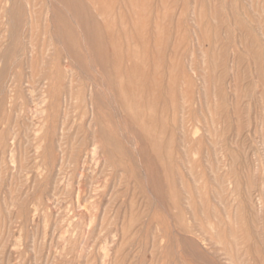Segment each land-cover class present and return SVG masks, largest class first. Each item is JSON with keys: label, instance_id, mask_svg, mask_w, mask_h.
I'll list each match as a JSON object with an SVG mask.
<instances>
[{"label": "rangeland", "instance_id": "374dc122", "mask_svg": "<svg viewBox=\"0 0 264 264\" xmlns=\"http://www.w3.org/2000/svg\"><path fill=\"white\" fill-rule=\"evenodd\" d=\"M84 2L0 0V264H264V0Z\"/></svg>", "mask_w": 264, "mask_h": 264}, {"label": "bare ground", "instance_id": "6f19581e", "mask_svg": "<svg viewBox=\"0 0 264 264\" xmlns=\"http://www.w3.org/2000/svg\"><path fill=\"white\" fill-rule=\"evenodd\" d=\"M16 1H18V0H16ZM65 1H66V0H65ZM69 1H70V0H69ZM84 1H85V0H82V3H85V4H86V2H84ZM10 3H12V2H10ZM50 3H51V2L49 1L48 4H50ZM64 3H65V2H64ZM91 3H93V2H91ZM116 3H117V2H116ZM119 3H120V2H119ZM15 4H16V3H15ZM62 4H63V3H62ZM9 5H10V4H9ZM67 5H69V2H68ZM83 5H84V4H82V6H83ZM120 5H121V4H120ZM244 5H245V4H244ZM14 6H15V5H14ZM21 6H22V5H21ZM26 6H27V5H26ZM45 6H47V5L45 4ZM51 6H52V5H51ZM51 6H50V7H51ZM60 6H61V5H60ZM62 6H63V5H62ZM89 6H90V5H89ZM116 6H117V5H116ZM48 7H49V6H48ZM69 7H70V6H69ZM77 7H78V6H77ZM152 7H153V4H152ZM243 7H244V6H243ZM22 8H23V6H22ZM24 8H25V7H24ZM83 8H84V7H83ZM83 8H82V9H83ZM90 8H91V7H90ZM114 8H115V7H114ZM114 8H113V9H114ZM116 8H117V7H116ZM116 8H115V9H116ZM1 9H3V8L1 7ZM46 9H47V8H46ZM115 9H114V10H115ZM7 10H8V9H7ZM28 10H29V9H28ZM51 10H52V9H51ZM51 10H50V11H51ZM65 10H67L66 7H65ZM68 10H69V9H68ZM78 10H79V9H78ZM83 10H84V9H83ZM86 10H87V8H86ZM152 10H153V9H152ZM191 10H192V9H191ZM23 11H24V9H23ZM25 11H27V9H26ZM25 11H24V13H25ZM53 11H54V9H53ZM53 11H52V13H53ZM87 11H88V10H87ZM54 12L56 13L57 11H54ZM84 12H85V11H84ZM91 12H92V11H91ZM27 13H28V12H27ZM27 13H25V14H27ZM29 13H30V12H29ZM46 13H48V12H46ZM67 13H68V11H67ZM87 13H89V12H87ZM112 13H113V12H112ZM114 13H115V12H114ZM4 14H5L6 16L9 15L8 13H4ZM56 14H57V15H61V14L58 13V12H57ZM71 14H72V13H71ZM92 14H93V13H92ZM94 14H95V13H94ZM94 14H93V15H94ZM194 14H195V13H194ZM196 14H197V13H196ZM23 15H24V14H23ZM53 15H54V13H53ZM53 15H52V16H53ZM69 15H70V14H69ZM81 15H82V14H81ZM83 15H84V14H83ZM83 15H82V16H83ZM88 15H89V14H88ZM88 15H86V16H88ZM109 15H110V14H109ZM113 15H114V17H115V14H113ZM151 15L153 16L152 11H151ZM70 16H72V15H70ZM82 16H81V17H82ZM99 16H100V15H99ZM152 16H151V17H152ZM187 16H188V15H187ZM190 16H191V15H190ZM9 17H10V16H9ZM9 17H7V18L9 19ZM77 17H79V16H77ZM84 17H85V15H84ZM88 17H89V16H88ZM95 17H96V16H95ZM23 18H25V17H23ZM28 18H29V17H28ZM50 18H52V19L54 18V20H55V17H54V16H53V17H50ZM62 18H63V17H62ZM171 18H172V17H171ZM4 19H5V17H4ZM45 19H46V18H45ZM47 19H49V18H47ZM47 19H46V20H47ZM64 19H65V17H64ZM78 19H79V18H78ZM81 19H82V18H81ZM95 19H96V18H95ZM172 19H173V18H172ZM172 19H171V20H172ZM5 20H6V19H5ZM27 20H28V19H27ZM57 20H58V19H57ZM73 20H74V19H73ZM73 20H72V21H73ZM3 21H4V20H3ZM8 21H9V20H8ZM22 21H25V19L22 20ZM30 21H31V20H30ZM62 21H63V20H62ZM77 21H79V23H80L81 20H77ZM86 21H87V20H86ZM93 21H95V20H93ZM98 21H99V20H98ZM19 22H20V21H19ZM54 22H55V21H54ZM65 22H67V21H65ZM75 22H76V21H75ZM75 22H74V23H75ZM82 22H83V21H82ZM82 22H81V23H82ZM89 22H90V21H89ZM149 22H151V21H149ZM171 22H172V21H171ZM50 23H51V22H50ZM56 23H57V22H56ZM68 23H69V21H68ZM70 23H71V22H70ZM66 24H67V23H66ZM82 24H83V23H82ZM87 24H89L88 26H91L90 23H88V21H87ZM21 25H22V23H21ZM44 25H45V24H44ZM49 25H50V24H49ZM53 25H56V26H57V24H55V23H54ZM58 25H59V24H58ZM64 25H65V24H64ZM67 25H68V24H67ZM69 25H70V24H69ZM80 25H81V24H80ZM60 26H61V25H60ZM65 26H66V25H65ZM70 26H71V25H70ZM11 27H12V26L9 25V28H11ZM17 27L19 28L20 26H17ZM23 27H24V26H23ZM31 27H32V26H31ZM71 27H72V26H71ZM80 27L83 28V26H79V29H81ZM114 27H115V26H114ZM6 28H7V26H6ZM18 28H17V29H18ZM86 28H87V26H86ZM99 28H100V27H98V29H99ZM12 29H16V28L13 27ZM20 29H21V28H20ZM20 29H18V32H19ZM56 29H57V27H56ZM56 29H55V30H56ZM59 29L62 30L61 28H59ZM87 29H89V27H88ZM149 29H150V28H149ZM21 30H23V29H21ZM84 30H85V26H84V29H83L82 31H84ZM131 30H132V29H131ZM6 31H7V30H6ZM12 31H13V30H12ZM44 31H45V30H44ZM71 31H72V30H71ZM71 31H70V32H71ZM78 31H79V30H78ZM90 31H91V29H90ZM149 31H150V30H149ZM9 32H10V30H9ZM16 32H17V30H16ZM16 32H15V33H16ZM59 32H60V31H59ZM80 32H81V31H80ZM80 32H79V33H80ZM87 32H88V31H87ZM54 33H56V32H54ZM60 33H61V32H60ZM60 33H59V34H60ZM62 33H63V32H62ZM62 33H61V35H62ZM84 33H85V31H84ZM89 33H90V32H89ZM99 33H100V32H99ZM259 33H260V32H259ZM3 34H4V33H3ZM3 34H2V35H3ZM57 34H58V33H57ZM57 34H55V35H57ZM59 34H58V36H61V35H59ZM72 34H73V33H72ZM86 34H87V33H86ZM86 34H85V35H86ZM190 34H191V33H190ZM32 35H33V34H32ZM53 35H54V34H53ZM55 35H54V37L56 38ZM74 35H75V34H74ZM79 35H80V34H79ZM87 35H88V34H87ZM90 35H91V33H90ZM191 35H192V34H191ZM7 36H9V35H7ZM14 36H15V35H14ZM24 36H25V35H24ZM58 36H57V37H58ZM117 36H118V35H117ZM120 36H121V35H120ZM120 36H119V38H121ZM9 37H10V36H9ZM20 37H21V36H20ZM22 37H23V36H22ZM25 37H26V36H25ZM54 37H53V38H54ZM62 37H63V36H62ZM62 37H61V38H62ZM150 37H152V36H150ZM1 38H2V37H1ZM83 38L85 39V36H84ZM128 38H129V37H128ZM152 38H153V37H152ZM169 38H170V37H169ZM262 38H263V37H262ZM10 39H11V38H10ZM59 39H60V38H58V40H59ZM62 39H63V38H62ZM81 39H82V38H81ZM84 39H83V40H84ZM150 39H151V38H150ZM191 39H193V38H191ZM7 40H8V39H7ZM64 40H65V39H64ZM83 40H82V42H83ZM87 40H88V39H87ZM104 40H105V39H104ZM258 40H259V39H258ZM258 40H257V41H258ZM2 41H3V39L1 40V43H2ZM53 41H54V40H52V42H53ZM76 41H77V40H76ZM191 41H192V43H193V40H191ZM191 41H190V42H191ZM259 41H260V40H259ZM84 42H85V41H84ZM121 42H122V41H121ZM127 42H128V41H127ZM129 42H130V40H129ZM168 42H169V41H168ZM261 42H263V41L261 40ZM261 42H260V43H261ZM1 43H0V44H1ZM56 43H57V42H56ZM119 43H120V42H119ZM260 43H258V45H259ZM2 44H3V43H2ZM84 44H86V43H83V46H84ZM113 44H114V43H113ZM127 44H128V43H127ZM129 44H130V43H129ZM263 44H264V43H263ZM5 45H7V44H5ZM57 45H59V44L57 43ZM57 45H56V46H57ZM71 45H72V44H71ZM80 45H81V43H80ZM87 45H88V43H87ZM261 45H262V43H261ZM0 46H1V45H0ZM15 46H16V45H15ZM59 46H61V45H59ZM59 46H58V47H59ZM66 46H67V45H66ZM68 46H69V45H68ZM188 46H189V45H188ZM262 46H263V45H262ZM84 47H85V46H84ZM84 47H83V48H84ZM192 47H194V46H192ZM59 48H60V47H59ZM80 48H82V47H80ZM85 48H86V47H85ZM260 48H261V46H260ZM260 48H259V49H260ZM10 49H11V46H10ZM10 49H9V50H10ZM13 49H14V45H13ZM61 49H62V47H61ZM61 49H60V50H61ZM67 49H68V47H67ZM89 49H90V48H89ZM102 49H104V48H102ZM165 49H167V48H165ZM165 49H164V50H165ZM14 50H15V49H14ZM14 50H13V52H10V55H11V53H14V52H15ZM60 50H59V52H62V50H65V49H62L61 51H60ZM68 50H69V49H68ZM68 50H66V51H68ZM83 50H84V49H83ZM95 50H96V49H95ZM263 50H264V49H263ZM7 51H8V50H7ZM66 51H65V53H66ZM87 51H89V50L86 49V52H87ZM92 51H93V48H92ZM208 51H209V50H208ZM79 52H80V51H79ZM86 52H85V53H86ZM122 52H123V51H122ZM198 52H199V51H198ZM65 53L63 52V55H65ZM68 53H69L68 56L71 55L69 51H68ZM88 53H89V52H88ZM90 53H91V50H90ZM90 53H89V54H90ZM111 53H112V52H111ZM209 53H210V52H209ZM261 53H264V51L261 52ZM66 54H67V53H66ZM123 54H124V52H123ZM193 54H194V53H193ZM206 54H208V53H206ZM3 55H4V54H3ZM12 55H14V54H12ZM59 55H60V53H59ZM63 55H62V56L60 55L61 58L63 57ZM77 55H78V54H77ZM91 55H92V54H91ZM96 55H97V54H96ZM100 55H101V54H100ZM200 55H201V54H200ZM208 55H209V54H208ZM81 56H83V55H81ZM84 56H86V55H84ZM87 56H89V55H87ZM92 56H93V55H92ZM94 56H95V55H94ZM235 56H236V55H235ZM78 57H79V56H78ZM164 57H165V56H164ZM66 58L68 59L67 56H66ZM70 58H71V56H70ZM72 58H74V57L72 56ZM83 58H84V57H83ZM86 58H87V57H86ZM106 58H107V56H106ZM207 58H208V57H207ZM207 58H206V59H207ZM263 58H264V55H263ZM74 59H75V58H74ZM165 59H166V58H165ZM165 59H164V60H165ZM54 60H55V59H54ZM61 60L63 61V59H61ZM70 60H71V59H70ZM86 60H87V59H86ZM110 60H112V59H110ZM130 60H131V59H130ZM194 60H195V59H194ZM233 60H234V59H233ZM71 61H72V60H71ZM71 61H69V59H68V62L66 63V66H69V65H67V64H68V63L70 64ZM81 61H82V60H81ZM83 61H84V60H83ZM88 61H89V60H88ZM94 61H96L95 58H94ZM122 61H123V59H122ZM65 62H66V61H65ZM72 62H73V61H72ZM76 62H77V61H76ZM233 62H234V61H233ZM261 62H262V61H261ZM263 62H264V61H263ZM56 63H58V62L56 61ZM77 63H78V62H77ZM109 63H110V62H109ZM208 63H209V61H208ZM73 64H74V62H73ZM73 64H72V65H73ZM96 64H97V62H96ZM96 64H95V65H96ZM98 64H99V63H98ZM104 64H105V63H104ZM122 64H123V63H122ZM122 64H121V65H122ZM163 64H166V62H163ZM232 64H233V66H234V63H232ZM4 65H5V62H4ZM50 65H51V63H50ZM60 65H61V63H60ZM60 65L58 64L57 66L60 67ZM79 65H80V64H79ZM62 66H63V65H62ZM75 66H77V65H75ZM75 66H74V67H75ZM263 66H264V63H263ZM43 67H44V66H43ZM46 67H48V66H46ZM46 67H45V68H46ZM63 67H64V66H63ZM80 67H81V66H80ZM90 67H91V66H90ZM208 67H209V66H208ZM261 67H262V63H261ZM49 68H50V67H49ZM71 68H72V67H71ZM71 68H70V69H71ZM77 68H79V66H78ZM100 68H101V67H100ZM120 68H122V67H120ZM228 68H229V67H228ZM263 68H264V67H263ZM117 69H118V68H117ZM164 69H165V68H164ZM261 69H262V68H261ZM58 70H59V69H58ZM66 70H68V69H66ZM99 70H100V69H99ZM46 71H47V70H46ZM96 71H97V70H96ZM107 71H108V70H107ZM120 71H121V70H120ZM208 71H209V69H208ZM228 71H230V70H228ZM52 72H53V71H52ZM59 72H60V71L55 72V73H57V77H59V76H58V75H59V74H58ZM61 72H62V71H61ZM72 72H73V71H72ZM94 72H95V71H94ZM97 72H99V71H97ZM111 72H112V71H111ZM44 73H46V72H44ZM53 73H54V72H53ZM102 73H103V72H102ZM102 73H101V74H102ZM107 73H108V72H107ZM107 73H106V74H107ZM49 74H50V73H49ZM63 74H64V73H63ZM63 74H62V75H63ZM66 74H67V72H66ZM117 74H118V73H117ZM53 75H55V74H53ZM53 75H52V77H54ZM102 75H103V74H102ZM162 75H163V74H162ZM66 76H67V75H66ZM68 76H69V73H68ZM96 76L99 77L98 75H96ZM108 76L111 77L110 75H108ZM112 76H113V75H112ZM119 76H120V74H119ZM122 76H123V74H122ZM122 76H121V77H122ZM103 77H104V76H103ZM229 77H230V76H229ZM42 78H43V77H42ZM42 78H41V79H42ZM59 78H60V77H59ZM94 78H95V77H94ZM36 79L39 80L40 78H36ZM36 79H35L34 81L37 82ZM48 79H49V78H48ZM62 79H63V78H62ZM62 79H61V80H62ZM117 79H118V77H117ZM124 79H125V78H124ZM159 79H160V78H159ZM44 80H45V79H44ZM54 80H55V79H54ZM93 80L95 81V79H93ZM93 80H92V81H93ZM209 80H210V79H209ZM51 81H52V80H51ZM63 81H64V80H63ZM110 81H111V80L109 79V83H108V84H110ZM124 81H125V80H124ZM48 82H49V81H48ZM111 82H112V81H111ZM160 82H161V81H160ZM3 83H4V82H3ZM8 83H9V82H8ZM65 83H66V82H65ZM97 83H98V82H97ZM229 83H230V82H229ZM37 84H38V83H37ZM42 84H43V83H42ZM46 84H47V83H46ZM50 84H51V83H50ZM102 84H103V83H102ZM102 84H101V85H102ZM209 84H210V82H209ZM225 84H226V83H225ZM225 84H224V86H225ZM1 85H2V84H1ZM65 85H66V84H65ZM65 85H64V88L66 89V86H65ZM96 85H98V84H96ZM120 85H124V83H123V84H120ZM195 85L198 86V84H195ZM228 85H229V84H228ZM3 86H4V85H3ZM6 86H7V84H6ZM39 86H40V85H39ZM39 86H38V87H39ZM104 86H105V84H104ZM104 86L102 85V87H104ZM159 86H161V85H159ZM162 86H163V85H162ZM162 86H161V87H162ZM38 87H37V88H38ZM46 87H47V86H46ZM46 87H45V88H46ZM60 87H61V86H60ZM102 87H101V88H102ZM112 87H113V86H112ZM165 87H166V86H165ZM173 87H174V86H173ZM221 87H222V86H221ZM229 87H230V86H229ZM45 88H41L42 91H43ZM48 88H49V87H48ZM99 88H100V87H99ZM101 88H100V89H101ZM109 88H110V87L108 86L107 89H109ZM119 88H120V86H119ZM122 88H123V87H122ZM124 88H125V87H124ZM163 88H164V87H163ZM163 88H162V89H163ZM199 88H200V87H199ZM1 89H2V88H1ZM107 89H105V90H107ZM110 89H111V88H110ZM162 89H161V90H162ZM174 89H175V88H174ZM224 89H225V87H224ZM226 89H227V88H226ZM226 89H225V91H226ZM62 90H63V88H62ZM62 90H61V92H62ZM67 90H68V89H67ZM67 90H66V91H67ZM103 90H104V89H103ZM124 90H125V89H124ZM198 90H199V89H198ZM39 91H40V90H39ZM94 91H95V90H94ZM94 91H93V88H92V87H91L90 89L88 88V94H87V97H86V100H85V101H87V105H88V107H87V105H86V107L89 109V113L92 114V116H94V111H95V109L97 108V105H96L97 101L94 100V94H95ZM10 92H11V91H10ZM61 92H60V94H62ZM96 92H97V91H96ZM113 92H114V91H113ZM123 92H125V91H123ZM140 92H142V90H141ZM45 93H46V92H45ZM45 93H44V96L46 95ZM143 93H144V92H143ZM161 93H162V92H161ZM6 94H7V93H6ZM6 94H5V95H6ZM8 94H9V93H8ZM40 94H41V93H40ZM112 94H113V93H112ZM115 94H116V93H115ZM120 94H121V92H120ZM124 94H125V95H124ZM128 94H129V93H128ZM131 94H132V93H131ZM139 94H140V93H139ZM175 94H176V93H175ZM68 95H69V92H68ZM97 95H98V94H97ZM113 95H114V94H113ZM123 95H124V96H127L126 93H123ZM40 96H42V95H40ZM60 96H61V95H60ZM60 96H59V97H60ZM85 96H86V95H85ZM114 96H115V95H114ZM199 96H200V94H199ZM42 97H43V96H42ZM52 97H53V96H52ZM59 97H58V99H59ZM62 97H63V96H62ZM250 97H251V96H250ZM7 98H8V97H7ZM50 98H51V97H50ZM95 98H96V96H95ZM113 98H114V97H113ZM126 98H127V97H126ZM128 98H129V97H128ZM9 99H10V98H9ZM42 99H43V98H42ZM44 99H45V98H44ZM51 99H52V98H51ZM53 99H54V98H53ZM58 99H57V100H58ZM108 99H109V98H108ZM116 99H117V97H116ZM116 99H115V100H116ZM193 99H194V97H193ZM46 100H50V99L47 98ZM122 100H123V99H122ZM126 100H127V99H126ZM143 100H144V99H143ZM200 100H201V99H200ZM50 101H51V100H50ZM63 101H64V100H63ZM106 101H107V99H106ZM4 102L6 103V100H4ZM52 102H54V101L52 100ZM103 102H104V101H103ZM110 102H111V101H110ZM116 102H117V101H116ZM116 102H114V104H116ZM123 102H124V101H123ZM132 102H133V101H132ZM159 102H160V101H159ZM7 103H8V102H7ZM45 103H46V101H45ZM45 103H44V104H45ZM61 103H62V102H61ZM142 103H143V102H142ZM148 103H149V102H148ZM173 103H175V101H174ZM2 104H3V103H2ZM49 104H50V103H49ZM52 104H53V103H52ZM62 104H63V103H62ZM100 104H101V102H100ZM126 104H127V103H126ZM139 104H140V103H139ZM106 105H107V104H106ZM108 105H109V104H108ZM119 105H120V104H119ZM137 105H138V103H137ZM157 105L159 106V103H158ZM201 105H202V104H201ZM203 105H204V104H203ZM2 106H3V105H2ZM46 106H47V105H46ZM49 106H50V105H49ZM49 106H48L47 108H49ZM52 106H53V105H52ZM116 106H117V105H116ZM120 106H121V105H120ZM143 106H144V104H143ZM158 106H156V107H157V112H158V108H159ZM63 107H64V106H63ZM99 107H100V105H99ZM99 107H98V109H99ZM102 107H103V106H102ZM138 107H139V106H138ZM138 107H136V106L133 105V103H132V104H129L128 106L126 105L125 108L127 109V114H128V116L131 117L132 121H133L134 123H136V124H138V125L141 126V125H142V122H143V119H144L145 117H147V116H150L152 112L150 113V115H149V113H148V115L146 116L145 113H144V109L142 108L143 113H144V115H143L142 110H141V109H138ZM149 107H150V104H149ZM56 108H57V107H56ZM58 108H59V106H58ZM64 108H66V107H64ZM100 108H101V107H100ZM117 108H118V107H117ZM140 108H141V107H140ZM145 108H146V107H145ZM147 109H148V106H147ZM113 110H114V109H113ZM122 110H123V109H122ZM43 111H44V110H43ZM43 111H41V112H43ZM97 111H100V110H97ZM120 111H121V110H120ZM115 112H116V111H115ZM123 112H124V111H123ZM147 112H150V111L148 110ZM157 112H155L154 114H156ZM100 113H101V112H100ZM43 114H44V113H43ZM119 114H121V112H119ZM122 114H123V113H122ZM124 114H125V112H124ZM152 114H153V113H152ZM41 115H42V113H41ZM41 115H40V116H41ZM44 116H45V115H44ZM58 116H59V115H58ZM123 116H127V115H123ZM153 116H154V115H153ZM155 116H156V115H155ZM121 117H122V116H120V118H121ZM164 118H165V117H164ZM1 119H2V116H1ZM43 119H44V118H43ZM55 119H56V118H55ZM155 119H156V118H155ZM157 119H158V118H157ZM48 120H49V119H48ZM48 120H47V121H48ZM56 120H57V119H56ZM59 120H60V118H59ZM90 120H91V119H90ZM50 121H51V120H50ZM54 121H55V120H54ZM94 121H95V120L92 119V122H94ZM125 121H127V120L125 119ZM125 121L123 120V122H125ZM138 121H139V123L141 122V124H139ZM55 122H56V121H55ZM92 122H90V123H92ZM150 122H151V120H150ZM49 123H50V122H49ZM49 123H48V124H49ZM121 123H122V122H121ZM125 123H128V122H125ZM131 123H132V122H131ZM154 123H155V122H154ZM48 124H47V126H48ZM95 125L97 126V124H95ZM104 125H105V124H104ZM47 126H46V127H47ZM49 126H50V125H49ZM60 126H61V125H60ZM96 126H95V127H96ZM98 126H99V125H98ZM128 126H129V125H128ZM154 126H155V125H154ZM165 126H166V125H165ZM131 127H132V125H131ZM138 127H139V126H138ZM158 127H159V126H158ZM55 128H58L57 125L55 126ZM97 128H98V127H97ZM104 128H106V127H104ZM140 128H141V127H140ZM146 128H147V127H146ZM195 128H196V127H195ZM50 129H51V128H50ZM50 129H47V130H50ZM88 129H89V126H88ZM108 129H109V128H108ZM108 129H106V130H108ZM147 129H149V128H147ZM166 129H167V128H166ZM166 129H165V130H166ZM168 129H169V128H168ZM170 129H171V128H170ZM172 129H173V128H172ZM172 129H171V130H172ZM52 130H53V129H51V132H54V130H53V131H52ZM93 130H94V128H93ZM131 130H132V129H131ZM137 130H138V129H137ZM153 130H155V129L153 128ZM160 130H161V129H160ZM199 130H200V128H199ZM59 131H61V130H59ZM167 131H168V130H167ZM172 131H173L174 133H176V132L174 131V129H173ZM190 131H191V130H190ZM131 132H132V131H131ZM135 132H136V131H135ZM154 132H155V131H154ZM158 132H159V131H158ZM188 132H189V131H188ZM196 132H197V131H196ZM98 133H99V132H98ZM145 133H146V131H145ZM164 133H165V132H164ZM167 133H168V132H167ZM167 133H166L165 135H167ZM171 133H172V132H171ZM174 133H173V134H174ZM132 134H133V133H132ZM139 134H141V133L139 132ZM159 134H160V133H158L156 136H158ZM51 135H52V134H51ZM54 135H56V134H54ZM54 135H53V136H54ZM110 135H111V134H110ZM124 135H125V134H124ZM162 135H164V134H162ZM187 135H188V134H187ZM194 135H196V133H194ZM199 135H200V134H199ZM202 135H203V134H202ZM202 135H201V138H202ZM0 136H1V135H0ZM131 136H132V135H131ZM160 136H161V135L158 136V140H159ZM188 136H189V135H188ZM55 137H56V136H55ZM124 137L126 138L127 135L124 136ZM133 137H134V136H133ZM136 137L138 138V136H136ZM203 137H204V136H203ZM56 138H57V137H56ZM97 138H98V137H97ZM97 138H96V139H97ZM99 138H100V137H99ZM191 138H192V137H191ZM191 138H190V139H191ZM0 139H1V138H0ZM50 139H51V138H50ZM88 139H89V138H88ZM139 139H140V138H139ZM170 139H171V138H170ZM193 139H194V138H193ZM51 140H52V139H51ZM51 140H50V141H51ZM97 140H98V139H97ZM104 140H105V139H104ZM120 140H121V139H120ZM131 140H132V139H131ZM131 140H130V141H131ZM134 140H135V139H134ZM137 140H138V139H137ZM152 140H153V139H152ZM191 140H192V139H191ZM203 140H204V139H203ZM203 140H202V141H203ZM62 141H63V140H62ZM93 141H94V140H93ZM106 141H107V140H106ZM109 141H110V139H109ZM124 141H125V140H124ZM159 141H160V140H159ZM98 142H99V141H98ZM101 142H102V141H101ZM114 142H115V141H114ZM121 142H122V140H121ZM163 142H164V141H163ZM191 142H192V141H191ZM231 142H232V141H231ZM89 143H90V142H89ZM91 143H92V142H91ZM91 143H90V144H91ZM105 143H106V142H105ZM127 143H128V142H127ZM141 143H142V142H141ZM153 143H155V142H153ZM158 143H159V142H157V144H158ZM200 143H201V141H200ZM99 144H101V143H99ZM110 144H111V142H110ZM110 144H106V145L111 146L112 144H111V145H110ZM142 144H143V143H142ZM169 144H170V142H169ZM103 145H104V144H103ZM90 146H91V145H90ZM99 146H100V145H99ZM123 146H125V145H123ZM132 146L134 147V145H132ZM51 147H53V146H51ZM51 147H50V148H51ZM104 147H105V146H104ZM113 147H114V146H113ZM116 147H117V146H116ZM140 147H141V146H140ZM91 148H92V147H91ZM120 148H121V147H120ZM122 148H123V147H122ZM146 148H148V147H146ZM146 148H145V149H146ZM158 148H159V147H158ZM66 149H67V148H66ZM93 149H94V148H93ZM113 149H114V148H113ZM115 149H116V148H115ZM117 149H118V147H117ZM134 149H135V148H134ZM138 149H139V148H138ZM156 149H157V148H156ZM156 149H155V150H156ZM94 150H95V152H96V149H94ZM146 150H147V149H146ZM157 150H158V149H157ZM65 151H66V150H65ZM76 151H78V150H76ZM99 151H100V149H99ZM147 151H148V150H147ZM151 151H152V150H151ZM88 152H89V151H88ZM97 152H98V150H97ZM107 152H108V151H107ZM136 152H137V150H136ZM144 152L146 153V151H144ZM149 152H150V148H149ZM244 152H245V151H244ZM65 153H66V152H65ZM75 153H76V152H75ZM79 153H80V151H79ZM98 153H99V152H98ZM98 153H97V157L99 156ZM104 153H105V152H104ZM108 153H109V152H108ZM142 153H143V151H142ZM145 153H144V154H145ZM88 154L91 155V151H90V153H88ZM92 154H93V153H92ZM99 154H100V153H99ZM157 154H158V153H157ZM80 155H82V153H81ZM104 155H105V154H104ZM136 155H137V154H136ZM149 155H150V154H148L147 156H149ZM64 156H65V155H64ZM75 156L77 157L78 154H76ZM82 156H83V155H82ZM102 156H103V155H102ZM140 156H141V155H140ZM76 157H75V158H76ZM89 157H90V156H89ZM104 157H105V156H103L102 159H104ZM155 157H156V156H155ZM77 158H78V157H77ZM87 158H88V157H87ZM87 158H86V159H87ZM91 158H92V155H91ZM84 159H85V158H84ZM84 159H83V160H84ZM88 159H89V158H88ZM97 159H100V158H97ZM106 159H108V158H106ZM156 159H157V157H156ZM223 159H224V157H223ZM79 160H80V158H79ZM90 160H91V159H90ZM90 160H89V161H90ZM144 160H145V159H144ZM149 160H151V158H150ZM153 160H154V159H153ZM73 161H74V160H73ZM73 161H72V163H73ZM85 161H86V160H85ZM99 161H102V160H99ZM141 161H142V159H141ZM74 162H75V161H74ZM156 162H157V161H156ZM224 162H225V159H224ZM82 163H85V162L82 161ZM87 163H88V162H87ZM101 163H102V162H101ZM138 163H139V162H138ZM138 163H137V164H138ZM85 164H86V163H85ZM89 164H90V163H89ZM89 164H88V165H89ZM157 164H158V163H157ZM79 165H80V163H79ZM139 165H140V164H139ZM139 165H137V166H139ZM141 165H142V164H141ZM154 165H155V164H154ZM82 167H84V164L82 165ZM143 167H144V166H143ZM156 167L158 168V166H156ZM79 168H80V167H79ZM141 168H142V167H140V169H141ZM159 168H160V167H159ZM81 169H83V168H81ZM104 169H105V168H104ZM138 169H139V168H138ZM144 169H145V168H144ZM160 169H161V168H160ZM145 170H146V169H145ZM147 170H148L147 172L150 173V169H147ZM155 170L157 171L156 168H155ZM218 170H219V169H218ZM252 170H253V169H252ZM78 171H79V170H78ZM88 171H89V170L87 169V172H88ZM160 171H161V170H160ZM80 172H81V171H80ZM85 172H86V171H85ZM158 172H159V171H158ZM162 172H163V170H162ZM162 172H161V173H162ZM81 174H82V173H81ZM250 174H251V173H250ZM252 174H253V173H252ZM156 175H157V174H155L154 177H155L156 179H159L158 177H156ZM158 175H159V173H158ZM158 175H157V176H158ZM164 175H165V174H164ZM80 176H81V175H80ZM139 176H140V175H139ZM146 176H147V175H146ZM159 176H160V175H159ZM252 179H253V178H252ZM258 179H259V178H258ZM145 180H146V177H145ZM154 181H155V180H154ZM159 181H160V180H159ZM165 181H166V180H165ZM228 181H229V179H228ZM163 182H164V181H163ZM163 182H162V183H163ZM223 182H225V180H224ZM230 182H231V181H230ZM230 182H229V184H230ZM254 182H255V181H254ZM151 183H152V182H151ZM160 183H161V182H160ZM162 183H161V184H162ZM153 184H154V183H153ZM157 184H158V183H157ZM157 184H156V185H157ZM225 184H226V183H225ZM227 184H228V183H227ZM156 185L154 184L153 186H156ZM231 185H232V183H231ZM157 187H158V186H156V187H154V188H156V190H157ZM187 187H188V186H187ZM228 187H230V186H228ZM231 187H232V186H231ZM231 187H230L229 190L232 191L233 189H231ZM149 188H150V187H149ZM161 188H162V187H161ZM223 188H224V187H223ZM225 188H226V187H225ZM164 189H165V188H164ZM167 189H168V188H167ZM191 189H192V188H191ZM159 190H161V189H159ZM223 190H224V189H223ZM229 190H228V191H229ZM164 191H165V190H164ZM175 191H176V190H175ZM154 192H155V190H154ZM168 192H169V191H168ZM171 192H173V191L171 190ZM176 192H177V191H176ZM229 192H230V191H229ZM152 193H153V192H152ZM163 193H164V192H163ZM163 193H162V194H163ZM166 193H167V192H166ZM174 193H175V192H174ZM164 194H165V193H164ZM167 194H168V193H167ZM180 194H181V193H180ZM230 194H231V193H230ZM159 195H160V194H159ZM227 195H228V194H227ZM249 195H251V194H249ZM161 196H162V195H161ZM161 196H160V197H161ZM175 196H176V195H175ZM157 197H158V196H157ZM162 197H164V195H163ZM248 197H249V196H248ZM250 197H251V196H250ZM250 197H249V198H250ZM183 198H184V197H183ZM183 198H182V200H183ZM249 198H248V199H249ZM252 200H253V199H252ZM176 201H177V200H176ZM251 203H252V202H251ZM179 204H182V203H179ZM169 205H170V204H169ZM169 207H170V206H169ZM250 207H251V205H250ZM167 208H168V207H167ZM190 209H191V208H190ZM254 210H255V209H254ZM193 211H194V210H193ZM250 211H251V210H250ZM226 212H227V211H226ZM228 212H229V210H228ZM251 212H252V211H251ZM256 212H257V211H256ZM252 213H253V212H252ZM188 214H189V213H187V215H188ZM227 215H228V214H227ZM190 216H191V215L189 214L188 217H190ZM194 216H195V215H194ZM188 217H187V218H188ZM168 218H169V217H168ZM169 220H170V219H169ZM190 220H191V219H189V221H190ZM187 221H188V220H187ZM225 222H226V221H225ZM230 222H231V221H230ZM191 223H192V222H191ZM226 223H227V222H226ZM171 226H172V225H171ZM223 226H224V224H223ZM180 228H181V227H180ZM191 228H193V227H191ZM219 228H220V227H219ZM226 228H227V225H226ZM223 229H224V228H223ZM228 229H229V226H228ZM230 229H231V228H230ZM259 229H260V226H259ZM194 230H195V229H194ZM179 231H180V229H179ZM184 231H185V230H184ZM209 231H210V230H209ZM222 231H223V230H222ZM196 232H197V231H196ZM196 232H195V233H196ZM206 232H207V231H206ZM211 232H212V231H211ZM222 233H223V232H222ZM230 233H231V232H230ZM179 234H181V231L179 232ZM192 234H193V233H192ZM196 234H197V233H196ZM209 234H210V233H209ZM186 235H187V233H186ZM189 235H190V234H189ZM198 235H199V234H198ZM201 235H202V234H201ZM212 235H213V234H212ZM263 236H264V235H263ZM199 237H200V235H199ZM195 238H196V237H195ZM200 238H202V237H200ZM203 238H206V237H203ZM203 238H202V239H203ZM190 239L192 240L191 237H190ZM262 239H263V237H262ZM198 240H200V239H198ZM203 240H204V239H203ZM192 241H193V240H192ZM192 241H191V242H192ZM194 241H195V240H194ZM201 241H202V240H201ZM201 241H200V242H201ZM200 242H199V243H200ZM187 243L189 244L188 241H187ZM192 243H193V246H195V245H194V242H192ZM202 243H203V241H202ZM204 243H205V242H204ZM204 243H203L202 246H204ZM260 243H261V241H260ZM211 245H212V242H211ZM211 245H210V246H211ZM195 247H196V246H195ZM207 247H208V246H207ZM226 247H227V246H226ZM259 247H260V245H259ZM196 248H197V247H196ZM224 248H225V247H224ZM204 249H205V248H204ZM207 249H209V248H207ZM260 249H261V248H260ZM205 250H206V249H205ZM224 250H226V249H224ZM211 251H212V250H211ZM227 251H228V250H227ZM194 252H195V250H194ZM200 252H202V251H200ZM205 252H207V251H205ZM198 253H199V252H198ZM192 254H193V253H192ZM231 256H232V255H231ZM219 257H220V256H219ZM221 257H222V255H221ZM226 258H227V257H226ZM226 258H225V261H226ZM215 259H216V258H215ZM221 259H223V258H221ZM221 259H219V260H221ZM219 260H218V261H219ZM223 260H224V259H223ZM218 261H217V262H218ZM225 261H224V262H225ZM218 263L222 264L221 262H218ZM225 263H226V262H225ZM228 263H230V262H228Z\"/></svg>", "mask_w": 264, "mask_h": 264}]
</instances>
